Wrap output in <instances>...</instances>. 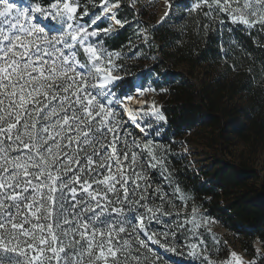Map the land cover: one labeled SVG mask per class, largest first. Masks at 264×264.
Masks as SVG:
<instances>
[{
  "label": "snow or ice",
  "instance_id": "snow-or-ice-1",
  "mask_svg": "<svg viewBox=\"0 0 264 264\" xmlns=\"http://www.w3.org/2000/svg\"><path fill=\"white\" fill-rule=\"evenodd\" d=\"M120 7L102 0L89 14L81 0H31L25 7L0 0V264H148L150 243L177 238L171 227L152 229L171 223L163 217L178 220L172 209L188 202L173 181L168 149L149 140L159 132L152 117H166L125 102L136 91L131 81L128 92H116L120 53L103 42L126 26ZM174 7L164 0L160 26ZM194 7L264 29V0L235 8L197 0ZM197 207L193 202L177 225L196 241L188 245L193 257L198 247L207 250L200 232L206 214ZM201 264H209L208 255Z\"/></svg>",
  "mask_w": 264,
  "mask_h": 264
},
{
  "label": "trees",
  "instance_id": "trees-1",
  "mask_svg": "<svg viewBox=\"0 0 264 264\" xmlns=\"http://www.w3.org/2000/svg\"><path fill=\"white\" fill-rule=\"evenodd\" d=\"M190 1L173 0L163 26L147 23V41L128 24L103 39L116 51L144 41V53H135L118 87L134 84L137 73L144 80L156 76L152 84L166 117L160 141L168 149L173 181L255 255V238L264 247V172L234 148H264V29L233 23L227 11L206 17L208 9L191 8ZM85 4L89 0H81V10ZM198 133L211 151L204 164L182 152Z\"/></svg>",
  "mask_w": 264,
  "mask_h": 264
},
{
  "label": "rangeland",
  "instance_id": "rangeland-1",
  "mask_svg": "<svg viewBox=\"0 0 264 264\" xmlns=\"http://www.w3.org/2000/svg\"><path fill=\"white\" fill-rule=\"evenodd\" d=\"M12 2L16 3L19 7L29 5V3L21 0H12ZM101 2L102 0H89V14L98 11ZM113 2H116V0H113ZM196 2L197 0L190 1L191 8H195L194 6ZM227 2L230 8H235L236 4H240L242 6L244 0H227ZM119 3L121 7L118 13H123V18L121 19L125 21L126 25L128 24L136 34L138 33L137 35H141L142 38L145 39L144 41H147L150 37L147 32V23H152L157 20L158 12L161 7H163L164 0H119ZM124 5L128 6V8H123L125 7ZM212 6H214V3ZM137 21L140 23L137 24ZM103 23L104 26L101 27H106L109 23H111V21L106 20ZM118 29L119 26H116L111 34H114ZM144 41L142 43H144ZM103 42L105 45L104 39ZM142 43L138 38L136 43L131 45V48L123 51L114 50L120 53V58L116 62L121 65V70L119 72L112 73L113 75H118L121 77V80L127 75V65L131 68L132 66L130 64L135 63L133 59L134 55H132V53H144ZM154 58L155 57L153 56L152 60ZM147 64H145V71L148 70ZM155 77L154 75H147L146 80H144L143 75L137 73L134 77L136 91L131 93L133 97L132 100L129 101L125 99V102L133 109H137L142 112L151 113L154 110H158L161 114H163L161 110V101L152 84ZM119 81H116V83L118 84ZM141 86L144 89L143 95H139V89ZM122 90L124 92H128V87L123 84L121 87L116 88L117 93H120ZM141 105H143L142 108ZM125 119H127V116H125ZM145 119H147V117H145ZM152 122L154 127L159 128V132L154 136L149 137V140L153 141L158 147L165 149L163 143L160 141L162 138L163 122L155 120L154 117H152ZM128 130L133 133V136H137L131 126H129ZM137 138L141 139L142 137L137 136ZM206 143L207 142L204 137L201 136V133H198L191 138L190 142L185 143L182 152L186 153L190 159H195L196 161L204 164L208 162L207 159H209L208 156L211 152L208 149V151L204 150ZM234 149L235 154L238 156L243 155L246 159H249L250 163L254 164L258 167V169H261L264 172V148L260 149L256 153H252L250 149L244 145V143H238ZM155 179L159 181L161 178L157 175ZM169 191L171 190L169 189ZM192 207L193 204L190 203V197H188L187 203L180 202L172 209L173 216L177 215V213L180 214L178 220H172L171 217H163L162 220L168 219L171 223L169 225H165L163 223L152 225V229L157 232L167 231L169 227H171L173 230L177 231L178 235L175 240L170 241L169 245L161 246L150 243L149 246L151 251L148 252V264H201L203 255L209 256V264H234L230 255L233 252L240 257L243 264H250V262H252V264H264V247L259 238H255L253 242L256 254H250L249 251L245 249L240 236L230 232L218 220L209 217L205 211L199 207H197V213L206 214L204 216V221H206V223H204L200 232L201 239H203L206 244L207 250L205 251L204 249L198 247V255L196 257L191 256L189 254L190 250L188 245L189 243L196 241L193 240L188 233L180 232L177 225L180 220H183V213H185L186 209L190 212Z\"/></svg>",
  "mask_w": 264,
  "mask_h": 264
},
{
  "label": "water",
  "instance_id": "water-1",
  "mask_svg": "<svg viewBox=\"0 0 264 264\" xmlns=\"http://www.w3.org/2000/svg\"><path fill=\"white\" fill-rule=\"evenodd\" d=\"M164 11H165V8L161 7L160 11L158 12L156 25H159V21L161 20Z\"/></svg>",
  "mask_w": 264,
  "mask_h": 264
},
{
  "label": "bare ground",
  "instance_id": "bare-ground-1",
  "mask_svg": "<svg viewBox=\"0 0 264 264\" xmlns=\"http://www.w3.org/2000/svg\"><path fill=\"white\" fill-rule=\"evenodd\" d=\"M163 8H164V3H163Z\"/></svg>",
  "mask_w": 264,
  "mask_h": 264
}]
</instances>
